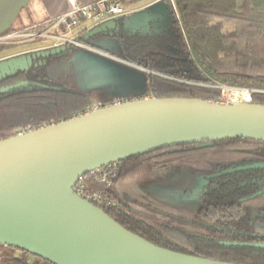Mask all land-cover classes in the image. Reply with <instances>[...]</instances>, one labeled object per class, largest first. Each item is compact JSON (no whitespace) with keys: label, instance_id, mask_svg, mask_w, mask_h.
Listing matches in <instances>:
<instances>
[{"label":"trees","instance_id":"1","mask_svg":"<svg viewBox=\"0 0 264 264\" xmlns=\"http://www.w3.org/2000/svg\"><path fill=\"white\" fill-rule=\"evenodd\" d=\"M164 1L167 22L135 33L108 30L84 38L85 32L79 39L142 68L144 90L156 97L219 100L220 89L213 85L224 84L248 88L250 102L264 104V0H174L177 16ZM9 46L0 44V51ZM18 81L27 84L0 92V139L67 119L87 102L66 52L38 57L27 70L0 79V87ZM163 163L177 166L179 196H187L197 179L207 181L192 217L115 194L114 186L140 176L153 178ZM254 163H264V140L181 144L112 163L105 181L86 186L112 198L114 206L96 205L153 244L221 261L264 264V167L220 174ZM0 264L53 263L0 244Z\"/></svg>","mask_w":264,"mask_h":264},{"label":"water","instance_id":"2","mask_svg":"<svg viewBox=\"0 0 264 264\" xmlns=\"http://www.w3.org/2000/svg\"><path fill=\"white\" fill-rule=\"evenodd\" d=\"M166 9L167 3L159 0L147 10L95 26L84 38L108 30L135 33ZM63 50H37L0 60V79L27 70L33 59ZM26 84L13 82L0 92ZM233 138L264 140V104L153 96L0 139V244L53 264H243L153 244L72 189L81 174L132 156ZM260 167L264 163L220 174Z\"/></svg>","mask_w":264,"mask_h":264},{"label":"rangeland","instance_id":"3","mask_svg":"<svg viewBox=\"0 0 264 264\" xmlns=\"http://www.w3.org/2000/svg\"><path fill=\"white\" fill-rule=\"evenodd\" d=\"M156 2L157 0H142L129 5L123 4L142 10ZM40 44L43 43L13 45L6 49L14 51ZM67 53L71 57L80 88L87 98L85 107L78 113H82L88 105L106 104L115 98L139 97L148 93L143 86L142 68L99 50L72 47ZM76 114H71L70 117ZM176 176V164L163 163L156 168L153 178L140 176L122 182L113 189L117 197L124 201L128 199L143 201L168 213L192 217L198 209L200 187L207 181L197 179L196 186L187 196H179L174 180Z\"/></svg>","mask_w":264,"mask_h":264},{"label":"built area","instance_id":"4","mask_svg":"<svg viewBox=\"0 0 264 264\" xmlns=\"http://www.w3.org/2000/svg\"><path fill=\"white\" fill-rule=\"evenodd\" d=\"M169 2L172 10L177 16L174 0H169ZM69 3L70 8L62 14L49 18L40 24H34L23 30L0 36V44L13 46L42 42L44 43L43 46L37 48V50L63 48L64 50L61 52L67 53L72 47H81L97 51L80 40L79 36L108 20H119L131 14V11L123 4L122 0H93L84 4L76 0H69ZM81 24H87V26L79 32L78 28ZM213 86L220 89V100L251 101V90L248 88L232 87L224 84H216ZM234 95H236V97L237 95H243L244 98L232 100L230 97ZM153 96L151 92H148L136 98H115L106 104L98 103L91 106L88 105L82 113L76 115L132 99L149 98ZM22 132L25 131L18 133ZM112 170L113 168L109 164L81 174L72 187L73 191L95 205L104 204L106 206H114L115 201L107 194L94 188H87L86 186L88 183L98 184L99 182L105 181L107 175L111 174Z\"/></svg>","mask_w":264,"mask_h":264},{"label":"crops","instance_id":"5","mask_svg":"<svg viewBox=\"0 0 264 264\" xmlns=\"http://www.w3.org/2000/svg\"><path fill=\"white\" fill-rule=\"evenodd\" d=\"M76 1L84 4L93 0ZM69 8V0H0V36L23 30L34 24H40L49 18L66 12ZM127 8L131 13L148 9ZM86 26L87 24H81L78 31H82ZM43 44L14 51L4 49L0 51V60L35 52Z\"/></svg>","mask_w":264,"mask_h":264},{"label":"flooded vegetation","instance_id":"6","mask_svg":"<svg viewBox=\"0 0 264 264\" xmlns=\"http://www.w3.org/2000/svg\"><path fill=\"white\" fill-rule=\"evenodd\" d=\"M164 1V0H163ZM168 13H169V10H168V6H167V9H166V11H165V13H161V14H159V16L160 17H158L156 20H151V21H149V24L148 25H150L151 23H155V22H157V21H168L169 20V16H168ZM128 16V15H127ZM127 16H125V17H127ZM125 17H123L122 19H124ZM147 25V26H148ZM147 26H145V27H143V28H146ZM142 29V28H141ZM129 29H126V30H123V29H119L118 31H116V30H113V31H115V32H129L128 31ZM131 33V32H130ZM37 59V58H36ZM36 59L34 60V61H36Z\"/></svg>","mask_w":264,"mask_h":264},{"label":"bare ground","instance_id":"7","mask_svg":"<svg viewBox=\"0 0 264 264\" xmlns=\"http://www.w3.org/2000/svg\"><path fill=\"white\" fill-rule=\"evenodd\" d=\"M232 100H235L236 98H238V99H243L244 98V96L243 95H237V97H236V95H234V96H232V97H230Z\"/></svg>","mask_w":264,"mask_h":264}]
</instances>
